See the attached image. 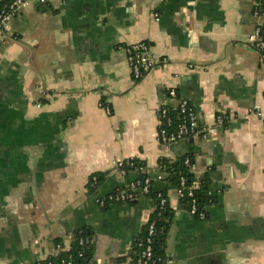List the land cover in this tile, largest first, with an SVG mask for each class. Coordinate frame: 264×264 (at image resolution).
<instances>
[{"label":"crops","instance_id":"obj_1","mask_svg":"<svg viewBox=\"0 0 264 264\" xmlns=\"http://www.w3.org/2000/svg\"><path fill=\"white\" fill-rule=\"evenodd\" d=\"M259 26L251 0H46L11 18L0 43V264L67 252L79 231L93 244L88 264L127 263L155 199H97L140 176L165 190L159 161L183 157L197 178L210 174L215 201L199 220L166 191L165 264H264V121L254 112L264 115V60L247 44ZM142 42L160 63L134 81L126 48ZM171 90L214 135L159 144ZM124 159L138 167L121 175Z\"/></svg>","mask_w":264,"mask_h":264},{"label":"built area","instance_id":"obj_2","mask_svg":"<svg viewBox=\"0 0 264 264\" xmlns=\"http://www.w3.org/2000/svg\"><path fill=\"white\" fill-rule=\"evenodd\" d=\"M33 2H46V0H5L0 1V43H3L7 40V27L11 18L16 16L20 10L28 7ZM252 2V14L257 19L264 21V0H251ZM248 46L257 52L262 60H264V35L259 27H257L253 33L248 36L247 39ZM127 63L130 69L131 77L134 81L142 79L149 71L159 65L160 61H156L149 54L148 46L146 43H138L130 45L126 48ZM189 68H192V65H189ZM40 92L45 95L43 89ZM168 97L176 101V106L173 108L177 110L180 115V122L175 127L174 130H171L172 127V118L169 116L168 106H163L158 111L159 119V128L157 132V139L161 146H168L175 143H178L182 140L189 138L194 139H206L215 134L214 127H200L197 121V114L195 110L188 104L184 99L177 98L175 91L171 90L168 93ZM39 106V105H38ZM105 110L109 113L108 107H105ZM255 114L263 119L264 115L259 107L254 108ZM217 123H225L224 117H217ZM185 165H189V161H184ZM134 165L133 159H124L117 163V168L119 169L121 175L127 173L126 168H131ZM161 177L158 178L160 180ZM96 177L91 179V187L93 190H96ZM153 180L149 177H144L143 179L137 178L129 184L122 185L119 188L115 189L112 193L102 196L97 199V203L102 208L106 204H118L125 205L134 201L139 195H147L150 192ZM185 185V179L180 178V188L176 190L177 196L182 197L184 195L183 189ZM192 188L188 190L187 196L192 198L190 201V207L188 208V213L199 219L204 220L206 215L204 212H197L196 202L193 199ZM159 197V196H158ZM165 200L160 199L158 205V213H161V210L165 206ZM154 233V224L151 222L147 227L146 238L144 242L138 240V245L142 246V250L138 255L134 264H157V259L154 258L152 254V236ZM82 240H79V243L82 244ZM144 244V245H143ZM61 252V248L57 246L54 255L38 259L34 264H57L54 261V258ZM81 257V254H79ZM59 264H73L70 260H61ZM123 264V263H122ZM124 264H131L130 260Z\"/></svg>","mask_w":264,"mask_h":264},{"label":"trees","instance_id":"obj_3","mask_svg":"<svg viewBox=\"0 0 264 264\" xmlns=\"http://www.w3.org/2000/svg\"><path fill=\"white\" fill-rule=\"evenodd\" d=\"M263 35L264 28L260 26ZM177 98L178 95H177ZM169 116L172 118V127L171 130H174L175 127L180 122V115L177 110L169 108ZM201 127V126H200ZM188 157L180 158L176 161H169L166 159H161L159 161V170L161 172V179L159 180L164 184L165 190L159 192H153L152 186L149 194L143 196H152L155 199V207L153 213L150 215L146 224L141 228L138 237L134 240L132 245V252L130 255V262L134 264L138 258L139 253L142 250V246L138 245V240L144 242L147 233L148 225L153 222L154 224V233L152 236V254L155 259H157V264H165L167 258V240L169 237V230L173 220V212L168 205L166 198V191L170 188L177 190L180 188V178L185 179V185L183 189L184 195L179 197L180 203L185 206L188 210L190 207V201L192 198L187 196L188 190L193 189V199L196 202L197 212H204L207 214L208 208L215 201L209 195V186L211 184V176L209 173H205L199 178L191 173L188 166L185 165L184 161ZM189 164H191V159L188 158ZM138 167L137 161L134 160V165L131 168H126V170L136 169ZM96 177V187L98 188L103 180L102 175H95ZM145 176H140L139 178L143 179ZM155 183L153 180L152 185ZM159 196V197H158ZM160 199H164L165 206L161 210V213H158V205ZM129 204V203H128ZM71 248L67 252H60L54 258L55 263L59 264L61 260H70L73 264H84L85 258H90L93 256V244L90 240V236L86 232H74L72 235ZM82 240V244L79 243V240ZM60 242L57 241L56 245H59ZM144 245V244H143ZM81 254V257H79ZM123 260V259H119Z\"/></svg>","mask_w":264,"mask_h":264},{"label":"water","instance_id":"obj_4","mask_svg":"<svg viewBox=\"0 0 264 264\" xmlns=\"http://www.w3.org/2000/svg\"><path fill=\"white\" fill-rule=\"evenodd\" d=\"M40 4H45V2L43 3V2H39ZM199 140H201V139H199ZM129 183H131V182H127V184H129ZM23 243H22V246H23V248H27V247H29V244H28V242H25V241H22ZM91 259L90 258H85V260H84V264H88V262L90 261Z\"/></svg>","mask_w":264,"mask_h":264}]
</instances>
